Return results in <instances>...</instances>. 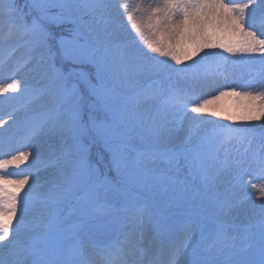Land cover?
<instances>
[{
    "label": "snow or ice",
    "instance_id": "obj_1",
    "mask_svg": "<svg viewBox=\"0 0 264 264\" xmlns=\"http://www.w3.org/2000/svg\"><path fill=\"white\" fill-rule=\"evenodd\" d=\"M196 37L195 63L156 59ZM214 48L251 57L231 63L260 79L231 94L258 123L198 118ZM130 70L158 79L129 96ZM0 72V264H264V0H0Z\"/></svg>",
    "mask_w": 264,
    "mask_h": 264
},
{
    "label": "rangeland",
    "instance_id": "obj_2",
    "mask_svg": "<svg viewBox=\"0 0 264 264\" xmlns=\"http://www.w3.org/2000/svg\"><path fill=\"white\" fill-rule=\"evenodd\" d=\"M126 23V21H125ZM205 35L213 40L215 43H230L233 40L239 39V37H235L231 32L228 31H220L214 28H205ZM132 35L135 36V33L132 32ZM160 39V37H157ZM200 38L196 37L194 39H184L178 43V45L173 49L174 54L181 57L182 63L177 65L174 61H172L169 57H159L156 56V59H163L166 60L172 68H184L188 64H193L195 61L199 60L200 56L204 54V52L209 51V49H204L203 51L199 52L196 55H193V52L197 47H199ZM141 48H144V51H148L147 48L140 45ZM212 51H219L222 55L227 56L228 63L226 65V70L223 75L216 78L215 82L211 86H204L202 88V93L206 95L208 98L212 96H218V99H215L210 105H208V113L216 112L218 115L211 116L208 113L199 114V119L204 120H213L215 124H227L230 127H248L251 124L258 123L257 121H247L243 119L244 117L250 115L251 113L248 111L251 101H249L244 96H236L231 94L232 89L235 88L236 91H241V86L247 83L248 81H258L260 77L256 73V69L254 67L250 68L247 65H241L239 63L233 64L232 61H241L251 59L248 56L242 55H230L227 53H223L221 49L214 48L211 49ZM149 55H154L153 53L149 52ZM23 56V52H19L16 54L15 59H20ZM191 56V59H185V57ZM256 59L258 60L259 57L257 56ZM18 79L20 77H17ZM158 77L154 75H149L146 73L138 72L136 74H132L130 70V74L128 76L127 82L122 89V91L131 96L135 94L141 86H147L148 84L152 83L154 80H157ZM175 80H179V77L174 75ZM8 82V74L7 72H0V83H7ZM221 91L228 92L227 95H220ZM7 95H15L13 93H8ZM3 99V97H0ZM11 111V106H5L3 111H0V116H2L5 120H8V123L11 124V120H9L8 113ZM23 113H17L16 118L22 116ZM188 115H197L193 113H189ZM233 117V120H227L225 117ZM187 126V125H186ZM7 127V125H5ZM210 125H206L205 128H210ZM22 129H18L16 131L17 137L22 135ZM18 146L16 140H13L10 147L4 149V151L9 153L7 158H10V154L12 151ZM237 145H233L232 147V156L236 155L235 147ZM102 151V149H101ZM31 163V158L29 161L25 162L21 165V168H27L28 165ZM97 165L104 170L105 165L108 164V156L104 154V160L101 162L99 160L95 161ZM229 163H231V158L229 159ZM6 174H11L12 178H18L17 173L19 169H17L14 165L9 166L7 169L3 170ZM111 176H115V172L110 173ZM31 182V181H30ZM6 188L11 189V185H5ZM27 188V185L25 186ZM23 195V192L20 193ZM255 203L259 204V200H256Z\"/></svg>",
    "mask_w": 264,
    "mask_h": 264
},
{
    "label": "bare ground",
    "instance_id": "obj_3",
    "mask_svg": "<svg viewBox=\"0 0 264 264\" xmlns=\"http://www.w3.org/2000/svg\"><path fill=\"white\" fill-rule=\"evenodd\" d=\"M146 2H148V0H146ZM47 170H42L41 171V173H40V177H41V179H43L44 177H46L47 176Z\"/></svg>",
    "mask_w": 264,
    "mask_h": 264
},
{
    "label": "trees",
    "instance_id": "obj_4",
    "mask_svg": "<svg viewBox=\"0 0 264 264\" xmlns=\"http://www.w3.org/2000/svg\"><path fill=\"white\" fill-rule=\"evenodd\" d=\"M96 150L94 149V152H95ZM98 159L95 157V155H93V162H95V161H97Z\"/></svg>",
    "mask_w": 264,
    "mask_h": 264
}]
</instances>
